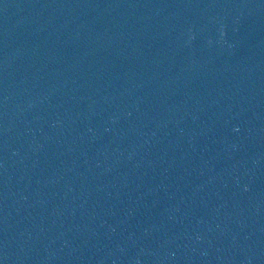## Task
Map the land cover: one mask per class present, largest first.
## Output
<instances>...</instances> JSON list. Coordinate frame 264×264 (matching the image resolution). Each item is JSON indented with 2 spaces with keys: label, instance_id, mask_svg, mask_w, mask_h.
I'll use <instances>...</instances> for the list:
<instances>
[{
  "label": "water",
  "instance_id": "95a60500",
  "mask_svg": "<svg viewBox=\"0 0 264 264\" xmlns=\"http://www.w3.org/2000/svg\"><path fill=\"white\" fill-rule=\"evenodd\" d=\"M0 264H264V0H0Z\"/></svg>",
  "mask_w": 264,
  "mask_h": 264
}]
</instances>
